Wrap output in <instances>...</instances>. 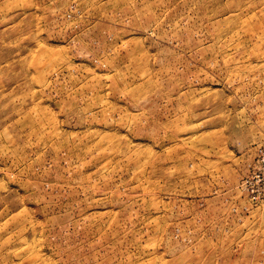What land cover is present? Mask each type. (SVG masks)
Masks as SVG:
<instances>
[{"label": "rangeland", "instance_id": "obj_1", "mask_svg": "<svg viewBox=\"0 0 264 264\" xmlns=\"http://www.w3.org/2000/svg\"><path fill=\"white\" fill-rule=\"evenodd\" d=\"M0 264H264V0H0Z\"/></svg>", "mask_w": 264, "mask_h": 264}]
</instances>
